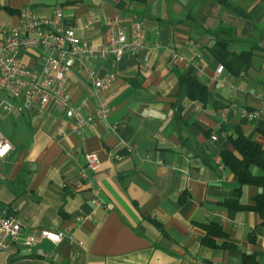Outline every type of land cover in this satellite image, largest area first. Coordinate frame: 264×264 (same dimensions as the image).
I'll list each match as a JSON object with an SVG mask.
<instances>
[{
  "label": "crops",
  "instance_id": "1",
  "mask_svg": "<svg viewBox=\"0 0 264 264\" xmlns=\"http://www.w3.org/2000/svg\"><path fill=\"white\" fill-rule=\"evenodd\" d=\"M22 8L44 18L61 9L63 25L95 46L107 42L110 22L140 20L145 46L116 64L103 89L88 80L87 66L103 77L111 58L71 61L72 103L88 117L109 99L106 119L79 132L63 109L36 100L10 115L0 215H16L24 234L48 229L65 238H40L30 249L11 243L0 264H264L262 218L228 204L239 182L221 156L234 150L237 130L264 149V0H0V25L17 28ZM219 40L250 55L248 66H224L213 53ZM20 58L41 71L39 50ZM181 76L206 85V99L189 97ZM88 154L99 158L97 171L86 167ZM261 192L244 185L239 202L253 205ZM212 222L226 233L216 246L202 242V226Z\"/></svg>",
  "mask_w": 264,
  "mask_h": 264
},
{
  "label": "built area",
  "instance_id": "2",
  "mask_svg": "<svg viewBox=\"0 0 264 264\" xmlns=\"http://www.w3.org/2000/svg\"><path fill=\"white\" fill-rule=\"evenodd\" d=\"M64 14L56 9L52 17H39L31 8L20 10V25L7 29L0 25V89L5 97L0 102V119L21 113L25 107L36 100L40 105L54 104L63 109L68 118L74 120L77 131H82L95 120L106 119L114 106L109 99L98 103L93 115L85 116L80 106L72 103L66 89L71 70V61H83L89 58H111L112 69L100 77L95 66H87L88 80L97 89L112 84L116 78L113 68L126 55L135 53L145 46V27L140 20H131L128 25L120 21L108 25V40L105 44L95 46L77 34L75 26L63 25ZM39 50L42 60L41 71L29 68L20 58L22 50ZM177 59V55L173 56ZM224 66L220 65V74ZM12 100H20L14 103ZM228 108L223 116L228 114ZM250 120L258 112L243 111ZM213 139H217L214 135ZM132 151V146L128 147ZM13 150V143L0 131V160H4ZM101 162L95 154H88L86 167L92 171L100 168ZM24 224L16 215H0V253L11 243H20L26 248H33L39 239H47L58 244L65 238V232L42 229L39 236L34 232L24 234Z\"/></svg>",
  "mask_w": 264,
  "mask_h": 264
},
{
  "label": "trees",
  "instance_id": "3",
  "mask_svg": "<svg viewBox=\"0 0 264 264\" xmlns=\"http://www.w3.org/2000/svg\"><path fill=\"white\" fill-rule=\"evenodd\" d=\"M226 44L225 40H219L213 53L224 66L238 73L242 70V64L248 66L251 57L250 55L232 54L226 48ZM181 83L186 86V93L192 99L200 102L206 99L207 87L198 79L181 76ZM231 143L234 150L222 151V162L238 177L239 187L234 191L228 204L237 209H249L258 212L264 224V149L255 140L249 139L239 130H237V136L232 138ZM244 185H255L262 189V192L255 197L253 205H242L239 202L241 189ZM9 215L12 214L5 216ZM202 228L206 231L202 242L207 245L216 246L214 242L216 238L226 237L222 225L218 222L203 225ZM224 246L229 247L231 245L227 243Z\"/></svg>",
  "mask_w": 264,
  "mask_h": 264
},
{
  "label": "rangeland",
  "instance_id": "4",
  "mask_svg": "<svg viewBox=\"0 0 264 264\" xmlns=\"http://www.w3.org/2000/svg\"><path fill=\"white\" fill-rule=\"evenodd\" d=\"M4 97V91L0 90V102ZM14 121V116H8L5 119H0V130L6 137H13L15 132Z\"/></svg>",
  "mask_w": 264,
  "mask_h": 264
}]
</instances>
